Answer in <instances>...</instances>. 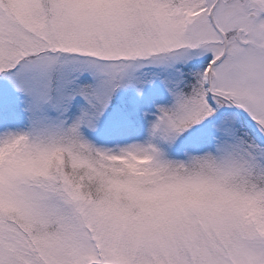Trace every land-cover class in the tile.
<instances>
[{
    "label": "snow or ice",
    "instance_id": "snow-or-ice-1",
    "mask_svg": "<svg viewBox=\"0 0 264 264\" xmlns=\"http://www.w3.org/2000/svg\"><path fill=\"white\" fill-rule=\"evenodd\" d=\"M0 264H264V0H0Z\"/></svg>",
    "mask_w": 264,
    "mask_h": 264
}]
</instances>
